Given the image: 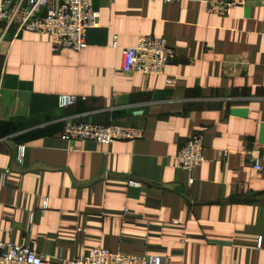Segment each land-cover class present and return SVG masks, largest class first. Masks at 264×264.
<instances>
[{
    "label": "crops",
    "instance_id": "0c3cea01",
    "mask_svg": "<svg viewBox=\"0 0 264 264\" xmlns=\"http://www.w3.org/2000/svg\"><path fill=\"white\" fill-rule=\"evenodd\" d=\"M93 1L101 28L82 53L16 28L0 46V243L66 260L106 248L166 264H264V5L229 0L221 17L210 0ZM142 36L176 51L164 75L122 72L123 49ZM61 96L78 102L61 108ZM69 119L145 134L70 142ZM198 134L206 161L181 171L176 156Z\"/></svg>",
    "mask_w": 264,
    "mask_h": 264
},
{
    "label": "built area",
    "instance_id": "2783aa9c",
    "mask_svg": "<svg viewBox=\"0 0 264 264\" xmlns=\"http://www.w3.org/2000/svg\"><path fill=\"white\" fill-rule=\"evenodd\" d=\"M158 1V0H152ZM165 3H182L184 0H161ZM48 0H0V46L4 36L11 29L18 32H31L47 37L55 52L82 53L88 48V34L101 28V13L93 0H52L53 6L44 14ZM257 3L264 5V0H244L243 5ZM236 4L229 0H210L209 12L221 17H229ZM117 47V39L114 41ZM123 73L146 76L164 75L167 66L176 57V51L162 38L142 36L137 44L122 51ZM75 96H61L59 106L68 108L76 105ZM138 110L135 115L142 116ZM144 130L137 127L119 125H95L69 119L63 129L66 141H95L102 145H112L119 141L135 143L144 138ZM204 136L198 134L182 147L176 156L177 168L193 172L202 166L204 156ZM264 150V145L260 147ZM223 159L228 153H223ZM253 167L262 171L261 159L250 154ZM23 150L19 151V159ZM131 185L137 186L134 182ZM177 224V223H175ZM262 245V243H261ZM0 264H166L162 257H146L115 253L106 248H95L89 255L72 260L46 258L31 248L0 243Z\"/></svg>",
    "mask_w": 264,
    "mask_h": 264
}]
</instances>
